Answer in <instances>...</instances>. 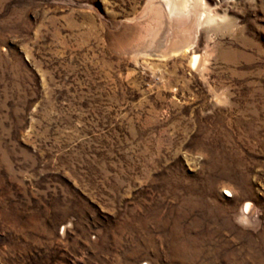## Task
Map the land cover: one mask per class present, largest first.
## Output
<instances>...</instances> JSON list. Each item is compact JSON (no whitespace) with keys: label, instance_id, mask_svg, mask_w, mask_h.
Instances as JSON below:
<instances>
[{"label":"rangeland","instance_id":"rangeland-1","mask_svg":"<svg viewBox=\"0 0 264 264\" xmlns=\"http://www.w3.org/2000/svg\"><path fill=\"white\" fill-rule=\"evenodd\" d=\"M204 2L0 0V264H264V0Z\"/></svg>","mask_w":264,"mask_h":264},{"label":"bare ground","instance_id":"bare-ground-1","mask_svg":"<svg viewBox=\"0 0 264 264\" xmlns=\"http://www.w3.org/2000/svg\"><path fill=\"white\" fill-rule=\"evenodd\" d=\"M163 2L166 5L167 12L172 21L176 24L183 23L189 17L196 15L202 8L204 12L205 10H208L204 0H163ZM201 6L203 7L200 8ZM196 60L197 57H194V62H196ZM250 206L251 205L249 203H246L244 211L249 212Z\"/></svg>","mask_w":264,"mask_h":264}]
</instances>
